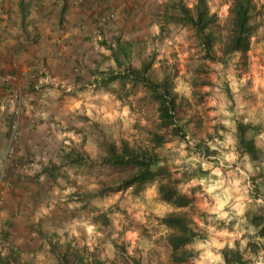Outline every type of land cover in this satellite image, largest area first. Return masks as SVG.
I'll use <instances>...</instances> for the list:
<instances>
[{"label":"rangeland","instance_id":"obj_1","mask_svg":"<svg viewBox=\"0 0 264 264\" xmlns=\"http://www.w3.org/2000/svg\"><path fill=\"white\" fill-rule=\"evenodd\" d=\"M184 1L189 6L193 2ZM208 1L210 10L216 14L211 31L219 46L228 28L229 0ZM162 2L164 1H160L152 12L155 21L150 17V21L128 25L122 16V19L117 18L115 13H112L108 26L110 35L107 37L118 33L120 40L129 42V63L133 66H138L141 60L148 58L150 54L154 57L153 66L157 74L162 66L160 64L166 62L168 67L171 66L175 71L176 90L186 98L189 105L187 112L194 114L190 124L192 142L194 139L205 137L206 134L215 136L210 144L216 146L217 153L207 159L191 152L183 142L170 141L167 146L173 155L174 163L169 164V169L174 176L178 175L182 163L194 166L201 162L202 167L210 171L208 179L193 180L191 185H183V190L192 197V203L180 211L194 220L204 238L188 246L196 254L180 264H224L220 248L238 241L242 249L247 240L253 242L255 238L252 236L249 218L253 212L264 213V174L259 173L260 164L264 166V135L256 136V145L261 150L260 158L256 160L258 164L252 163L247 156L230 148L234 146L232 130L235 118L244 113L243 101L250 98L249 95L244 98L238 94L240 85L242 90L248 87V72L250 76L254 75V83L258 77L257 50H248L244 57L240 54L233 55L226 64L202 59L192 32L187 27L169 23L164 30L160 28L156 12L162 8ZM255 4L264 6V0H255ZM258 12L262 15L261 8ZM112 33L114 34L111 35ZM102 48L104 51L99 55L100 64L96 63L97 66L94 65L93 68L99 66L98 68L104 69L113 65L111 61L103 59L106 50ZM199 68L208 70L197 71ZM192 79H206L211 85L193 87L190 85ZM111 86L116 87L115 84ZM227 87L232 93L226 91ZM196 91L208 93L200 96ZM79 94L83 95L78 104H75L77 99L72 98L75 95H69L56 105V149L70 144L71 141L78 142L80 135L75 130L89 126L88 120L85 119L87 116L96 120L101 128L106 133L113 134V137L122 134L130 141L136 139L145 144L142 126H148L153 117L151 106L135 103L140 89L130 98L135 103L131 110L123 107L112 94L94 89L93 86H88L87 90ZM220 122L231 129L232 133L223 132V137H219L216 129L219 128L217 124ZM134 123L139 124V128L135 127ZM82 145L89 155H96L97 149L89 137ZM235 151L237 154H234ZM235 155L238 159L233 157ZM235 166L241 169V172L235 169ZM107 172L109 170L106 167H97L96 171L74 175L71 167L66 168V178H58L56 194L50 200L51 203L44 204V208H40L39 202L35 203L36 211L32 206V219L25 217L24 212L20 213L22 210H11L12 226H7L8 232L4 238L6 241L0 239V252H8L10 248L15 258L24 264H56L55 254L50 247L54 246L56 251V248L61 250L68 244L77 249L81 257L80 264H173L169 257V247L163 237L166 230L155 218L174 208L156 199L152 185H147L137 195L127 190L91 198L87 200L85 207H81L80 202L76 200V192L92 190L98 181L106 177ZM4 190L5 188L0 186V195ZM250 191L254 194L251 195ZM0 199L1 203L3 195ZM1 204L0 229L3 228ZM101 212H105L109 217L110 225L94 222V216ZM21 215L24 217H20ZM18 216L20 221H17ZM112 242L120 246H114ZM244 256H248V253L245 252ZM253 260L257 264H264V251L260 249L257 255L253 256Z\"/></svg>","mask_w":264,"mask_h":264},{"label":"trees","instance_id":"obj_2","mask_svg":"<svg viewBox=\"0 0 264 264\" xmlns=\"http://www.w3.org/2000/svg\"><path fill=\"white\" fill-rule=\"evenodd\" d=\"M70 1L74 0H64L65 3ZM89 2L94 4V7L99 6L96 10L98 13L108 11L107 7H103L105 0H88V4ZM259 8H261L262 15H259ZM228 12L227 32L219 46L211 31L216 14L210 10L208 0H193L190 6L184 0H165L162 8L156 12V16L163 30L169 23L187 27L192 32L202 59L226 64L233 55L240 54L244 57L252 46L260 45L264 48V6L262 4L261 7L257 6L255 0H229ZM102 19V23L109 25L110 18ZM102 35L98 44L108 50L107 57L113 65L104 69L94 68L91 72L90 86L112 94L123 107L126 106L130 110L133 109L135 103L151 106L153 120L145 128L142 126L145 132V144L136 139L130 141L122 134L113 137V134L106 133L96 120L87 116L85 119L88 120L89 126L86 129L75 130L80 135L78 142L70 140V144L63 145L57 154L56 164L43 166L41 172L52 178L56 177L57 183L58 178H66L65 169L68 167L73 169L74 175L96 171L97 167H106L109 172L105 174V178L97 182V186L87 192H76V200L80 202L81 207H85L87 200L91 198L105 197L110 193L127 190L137 195L147 185H152L156 199L174 208L155 219L166 230L163 237L169 247L170 260L173 264H180L196 254L188 246L204 238L194 220L180 211L192 203V197L183 190V185H191L193 180L208 179L210 171L202 167L201 162H197L194 166L182 163L178 175L174 176L169 169V164H173L174 160L167 143L175 140L183 142L191 152L207 159L217 153L216 146L210 144L215 136L206 134L205 137L194 139L192 142L190 124L194 114L187 112L188 102L184 95L176 90L175 71L171 66L168 67L166 62L160 64L162 66L159 67L157 74L153 66L154 57L151 54L148 58L142 59L138 66H133L129 63V42L120 40L118 33L110 38ZM207 70L208 68H199L197 71L206 72ZM112 84L116 87L111 86ZM190 85L193 87L211 85V82L206 79L198 81L192 79ZM139 89L140 95L134 103L130 98ZM226 91L232 93L228 87ZM196 93L204 96L208 92L196 91ZM234 124L232 131L236 151L247 156L252 163L257 162L261 153L254 140V135L259 129L257 124H251L241 116L235 118ZM217 125L220 128L216 129L219 137H223V132L225 134L230 132L223 122ZM134 126L139 128V124L134 123ZM87 137L97 149L94 156L89 155L83 149L82 144ZM261 166L262 164H260V175L264 174V166ZM15 175L20 176L18 173L7 171L4 173V179ZM13 186L14 184L11 183L8 189H12ZM250 194L254 192L250 191ZM93 219L94 222L110 225V219L105 212L96 214ZM2 222L0 239L6 241L4 238L7 236V226H12V222L9 219H2ZM249 222L255 240L253 242L247 240L242 249L238 241L221 247L219 252L224 264H257L253 256L257 255L260 249L264 251V213L253 212ZM112 244L120 246L116 242ZM50 249L55 254L56 264H80L81 262L77 249L71 248L68 244L64 245L61 250L56 248L55 251L54 246ZM245 252L248 253L246 257ZM0 264L24 263L18 261L9 248L8 252H0ZM112 264L116 263L112 262Z\"/></svg>","mask_w":264,"mask_h":264},{"label":"crops","instance_id":"obj_3","mask_svg":"<svg viewBox=\"0 0 264 264\" xmlns=\"http://www.w3.org/2000/svg\"><path fill=\"white\" fill-rule=\"evenodd\" d=\"M160 1L105 0L108 11L98 13L99 6L88 0H0V76L10 75L0 80V172L20 174L5 178L3 219L11 221L12 209L32 219V206L36 211L39 202L44 208L56 194V177L41 172L43 166L56 164L62 147L56 149V105L69 95L80 103L83 94L79 93L90 86L91 72L104 51L96 38L110 35L102 18L115 13L128 25L150 17L155 21L152 12ZM105 50L103 59L108 60ZM249 50H257L258 77L254 83V75L246 72L248 91L240 85L238 94L250 96L244 99L240 116L257 124L256 143V136L264 135V48L257 45ZM11 183L14 186L8 189Z\"/></svg>","mask_w":264,"mask_h":264},{"label":"built area","instance_id":"obj_4","mask_svg":"<svg viewBox=\"0 0 264 264\" xmlns=\"http://www.w3.org/2000/svg\"><path fill=\"white\" fill-rule=\"evenodd\" d=\"M10 78V75H3V76H0V80L1 81H6L7 79ZM3 183H5L6 185H2ZM0 186L2 187H7L8 186V183H6V180L4 179V172H0Z\"/></svg>","mask_w":264,"mask_h":264}]
</instances>
